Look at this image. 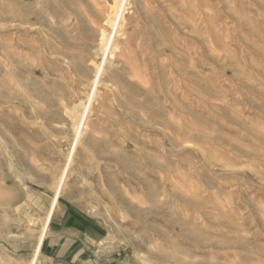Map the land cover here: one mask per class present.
<instances>
[{
    "label": "rangeland",
    "instance_id": "rangeland-1",
    "mask_svg": "<svg viewBox=\"0 0 264 264\" xmlns=\"http://www.w3.org/2000/svg\"><path fill=\"white\" fill-rule=\"evenodd\" d=\"M114 2L0 0V264H264V0H129L54 204Z\"/></svg>",
    "mask_w": 264,
    "mask_h": 264
},
{
    "label": "bare ground",
    "instance_id": "bare-ground-1",
    "mask_svg": "<svg viewBox=\"0 0 264 264\" xmlns=\"http://www.w3.org/2000/svg\"><path fill=\"white\" fill-rule=\"evenodd\" d=\"M113 4L114 5H111V9H112L111 21H112V24H111V27H110V29H111L110 30V34L108 35V37L106 38L105 41L102 40L101 44H99V45H101L103 47V51L102 52H103V56L104 57H103V59H101V61L99 62L98 65L95 64L97 66V68H96L97 71H96V74H95V78H94V80H93V82H92V84L90 86L92 91H91V93L89 92V95H88V98H87L88 102L86 101L87 105H85L84 108H83L84 110H83V112H82V114L80 116L78 125H77L76 129H73V131L75 130L74 136H73L74 138L72 140L73 141L72 142L73 146L70 144V146H72V150H70V152L68 151L69 154H68V157H67L66 162H65L66 164L64 166V171L61 174V176L58 178L57 182H55L56 184H55V187H54V197H53L54 204L56 203L57 197L60 195V193L62 192L63 187L65 185V179H66V177L68 175V172H69V170L71 168V164L73 162V156H74L75 150H76V148H77V146H78V144L80 142V139H81V137L83 135L84 130L86 129L87 116L89 115L88 112L90 111L92 101H93L94 97L96 96V94L98 92V86H100L99 85L100 84V79H101L100 77H101V75H102V73L104 71L105 66L108 64L107 58H108V56L110 54V50H111V48H113L114 45H116L115 44V40H116V37L119 35L118 33H120L119 29L121 27V24H122V21H123V18H124V14H125V12L127 10V7L130 6L129 0H115V2ZM101 37H102V33H101ZM105 86H107V85H105ZM45 232H46V229L43 228L42 231L37 236V241H39L40 243H41V240L44 238ZM39 249H40L39 246L36 247V249L34 251V259L29 264H37L38 263V259L36 258V256L39 253Z\"/></svg>",
    "mask_w": 264,
    "mask_h": 264
},
{
    "label": "crops",
    "instance_id": "crops-1",
    "mask_svg": "<svg viewBox=\"0 0 264 264\" xmlns=\"http://www.w3.org/2000/svg\"><path fill=\"white\" fill-rule=\"evenodd\" d=\"M65 215L66 214H63V215H61V216H59V218L57 217V219L55 220V222H56V226L52 229V230H54V229H57L58 227H60L61 225H62V221H64V219L66 220V218H67V216H68V214H67V216L65 217ZM69 226L67 227V228H69V229H72L73 228V223H74V219H73V217H70L69 218ZM57 227V228H56ZM84 254V252H81L80 254H78V253H74V254H71V260L70 261H68L69 263H76V260L77 259H80V257ZM54 258H58V256H54Z\"/></svg>",
    "mask_w": 264,
    "mask_h": 264
}]
</instances>
